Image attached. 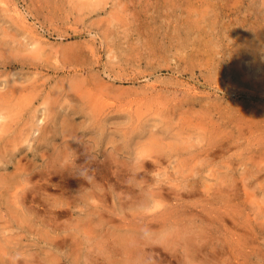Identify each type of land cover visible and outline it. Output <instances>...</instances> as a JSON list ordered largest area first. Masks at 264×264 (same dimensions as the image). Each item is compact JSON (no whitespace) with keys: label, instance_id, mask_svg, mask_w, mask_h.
Returning <instances> with one entry per match:
<instances>
[{"label":"rangeland","instance_id":"rangeland-1","mask_svg":"<svg viewBox=\"0 0 264 264\" xmlns=\"http://www.w3.org/2000/svg\"><path fill=\"white\" fill-rule=\"evenodd\" d=\"M0 264H264V0H0Z\"/></svg>","mask_w":264,"mask_h":264},{"label":"bare ground","instance_id":"bare-ground-1","mask_svg":"<svg viewBox=\"0 0 264 264\" xmlns=\"http://www.w3.org/2000/svg\"><path fill=\"white\" fill-rule=\"evenodd\" d=\"M47 102V101H46ZM49 104H51L50 102H49ZM52 106V105H51ZM49 107V106H48ZM176 145H178L177 143H175ZM79 148V147H78ZM82 148V147H81ZM84 150V149H83ZM76 154V153H75ZM80 156V155H79ZM85 178H86V176H84ZM84 178V179H85ZM83 179V178H82ZM86 180V179H85ZM84 181V180H83Z\"/></svg>","mask_w":264,"mask_h":264}]
</instances>
